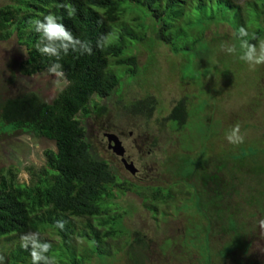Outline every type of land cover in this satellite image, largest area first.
Returning a JSON list of instances; mask_svg holds the SVG:
<instances>
[{"label": "rangeland", "instance_id": "rangeland-1", "mask_svg": "<svg viewBox=\"0 0 264 264\" xmlns=\"http://www.w3.org/2000/svg\"><path fill=\"white\" fill-rule=\"evenodd\" d=\"M182 1L169 31L172 45L153 40L156 22L146 19V39L125 42L126 54L136 60L135 75L108 58L119 85L104 100L92 97L87 117L76 116L91 156L121 184L106 202L108 216H115L109 228L118 237L102 238V215L88 220L101 238L98 253L89 255L88 243L70 238L74 254L86 252L84 260L76 257L81 264H264V64L250 66L240 58L242 40L257 51L264 40V0ZM14 3L0 0V7ZM135 16L124 12L120 25L133 27ZM241 26L247 37L240 36ZM26 58L15 32L0 40V103L27 93L49 103L65 87L63 79L53 84L47 70L27 73ZM148 97L154 101L150 115L133 113L132 104ZM178 101L185 118L168 121ZM92 102L103 109L94 112ZM1 131L0 172L10 169L16 182L29 184L54 143L7 125ZM104 134L116 137L134 174L107 148ZM68 220L75 232L86 222ZM22 237L24 245L58 244L49 230L2 237L0 264L12 263L9 254L23 249ZM60 260L56 264L73 261L66 255Z\"/></svg>", "mask_w": 264, "mask_h": 264}, {"label": "trees", "instance_id": "trees-1", "mask_svg": "<svg viewBox=\"0 0 264 264\" xmlns=\"http://www.w3.org/2000/svg\"><path fill=\"white\" fill-rule=\"evenodd\" d=\"M182 4V0H164L160 7L158 0H15L14 4L0 7V40L15 32L17 43L26 50L24 64L30 67L27 73L47 70L50 64L57 62L55 57L42 55L37 50L40 42L41 47L58 50L61 55L58 62L68 81L49 103L41 101L34 93L0 103V134L2 127L7 125L14 131L51 141L55 149L43 151L45 164L29 184L16 182L10 169L5 176L0 172V238L39 235L47 230L58 238L57 245L36 241L22 250H13L9 254L13 259L11 264H33L31 252L39 257L35 264L60 263L63 255L72 258L71 264H81L80 259L84 260L86 252L74 254L69 240L75 236L92 247L89 255L98 253L101 238L88 220L102 215L104 220L98 222L106 227L102 238L118 237L109 228L115 223V216H108L106 202L111 197L110 189L121 184L103 160L91 156L84 129L76 116L87 117L90 99L104 100L119 85L120 79L107 69L108 58L113 60L115 67L124 68L126 75H135L136 60L133 55L126 54L129 45L126 48L125 42L139 43L146 39L144 30L149 28L146 19L150 17L156 22L151 25L153 40L172 45L169 31L176 17L174 11ZM127 11L136 15L137 23L133 27L119 23ZM49 14L72 34L71 41L50 40L46 35L41 38L43 29L40 28L41 33L36 31L40 26L33 22ZM115 22L118 34L112 27ZM114 31V36L102 49L97 47L101 36L107 37ZM84 41L91 45L92 55L78 52ZM64 45H67L66 55ZM91 104L96 113L103 109ZM153 107L154 101L148 97L133 103L131 109L147 117ZM184 118V104L178 101L166 119L181 123ZM68 218L85 219L86 222L75 232ZM58 222L63 223V228ZM137 234H133L134 240L138 239L135 238ZM46 245H50L47 251Z\"/></svg>", "mask_w": 264, "mask_h": 264}, {"label": "clouds", "instance_id": "clouds-1", "mask_svg": "<svg viewBox=\"0 0 264 264\" xmlns=\"http://www.w3.org/2000/svg\"><path fill=\"white\" fill-rule=\"evenodd\" d=\"M43 21H47V23H43ZM33 23L35 25L40 26L39 28H36V31L41 33L40 28L43 29V32L41 33V38L46 35L50 40H57L61 42L71 41L73 39L72 34L65 28L63 24L57 23L56 18L52 14L46 15L43 20L37 19ZM238 31L241 37H247L249 35L247 29L243 26H241ZM106 42L107 37L101 36L97 41V47L102 49L105 46ZM241 47L242 49H244V52L240 58L245 62L249 63L250 66L264 64V40L260 41L259 43V51H257L255 45L250 44L247 40H242ZM37 50L42 55H47L49 57L56 58L57 62L50 64L47 68L49 76L53 78V84L59 83L61 79H63L65 83H68L65 73L62 70V65L58 62L61 58V55L58 50L54 47H41L40 42L37 43ZM225 50L228 53H233L236 49L234 45H226ZM78 52L81 55H92L93 49L87 41H84L82 44V50H78ZM64 54H67V45H64ZM259 223L261 228H264V219H261ZM58 226L63 228V223L58 222ZM21 239V246L26 248V245H24L23 243V237ZM49 247L50 245H46L45 250L47 251ZM31 255L33 259V264H35V261L39 259V257L35 252H31ZM0 259H2V257H0Z\"/></svg>", "mask_w": 264, "mask_h": 264}, {"label": "water", "instance_id": "water-1", "mask_svg": "<svg viewBox=\"0 0 264 264\" xmlns=\"http://www.w3.org/2000/svg\"><path fill=\"white\" fill-rule=\"evenodd\" d=\"M104 137L106 138V141H107V148L110 149L115 155L120 157V162H121L123 168L127 172H129L130 174H134L135 169L133 168L132 163L126 162L122 158L123 150H122L118 140L116 139V137L113 135H110V134H104Z\"/></svg>", "mask_w": 264, "mask_h": 264}]
</instances>
